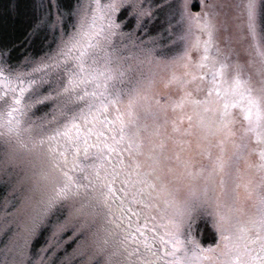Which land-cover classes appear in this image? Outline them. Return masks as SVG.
I'll return each mask as SVG.
<instances>
[{
    "label": "snow or ice",
    "instance_id": "1",
    "mask_svg": "<svg viewBox=\"0 0 264 264\" xmlns=\"http://www.w3.org/2000/svg\"><path fill=\"white\" fill-rule=\"evenodd\" d=\"M0 264H264V0L0 25Z\"/></svg>",
    "mask_w": 264,
    "mask_h": 264
},
{
    "label": "rangeland",
    "instance_id": "2",
    "mask_svg": "<svg viewBox=\"0 0 264 264\" xmlns=\"http://www.w3.org/2000/svg\"><path fill=\"white\" fill-rule=\"evenodd\" d=\"M209 2V1H208ZM210 0L209 3H212ZM31 11V0H0V25L11 29L12 27H21ZM210 224L203 221L194 226V233L200 234L211 232Z\"/></svg>",
    "mask_w": 264,
    "mask_h": 264
},
{
    "label": "flooded vegetation",
    "instance_id": "3",
    "mask_svg": "<svg viewBox=\"0 0 264 264\" xmlns=\"http://www.w3.org/2000/svg\"><path fill=\"white\" fill-rule=\"evenodd\" d=\"M197 238L201 240V242L207 246L209 243H214V232L211 230V232H204L200 234H196Z\"/></svg>",
    "mask_w": 264,
    "mask_h": 264
},
{
    "label": "trees",
    "instance_id": "4",
    "mask_svg": "<svg viewBox=\"0 0 264 264\" xmlns=\"http://www.w3.org/2000/svg\"><path fill=\"white\" fill-rule=\"evenodd\" d=\"M210 2V0H208Z\"/></svg>",
    "mask_w": 264,
    "mask_h": 264
}]
</instances>
